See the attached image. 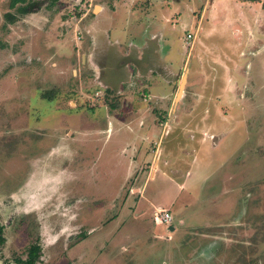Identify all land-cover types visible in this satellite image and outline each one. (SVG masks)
Segmentation results:
<instances>
[{
  "label": "rangeland",
  "instance_id": "rangeland-1",
  "mask_svg": "<svg viewBox=\"0 0 264 264\" xmlns=\"http://www.w3.org/2000/svg\"><path fill=\"white\" fill-rule=\"evenodd\" d=\"M115 1L0 0V264H264V0Z\"/></svg>",
  "mask_w": 264,
  "mask_h": 264
},
{
  "label": "crops",
  "instance_id": "crops-1",
  "mask_svg": "<svg viewBox=\"0 0 264 264\" xmlns=\"http://www.w3.org/2000/svg\"><path fill=\"white\" fill-rule=\"evenodd\" d=\"M115 2H113V4L111 5H108L106 3L99 4V13L96 14L94 19L91 21V29L88 30V32L90 31L91 34H93L92 36L94 37V39L97 37V33L99 31V33L102 34L100 37L105 40L109 50L113 49V46L115 45V40L110 35V22L108 21L113 20L114 16L115 18H117L116 16H119L117 15L115 9L117 8V6H121V0H116ZM139 5L140 4L133 3L128 6V14L122 19V21H124L126 25H130L128 37L129 40H127L129 47L128 52L129 54L134 56L135 59H137V56L141 54L144 60H157L159 62V52L157 51V53L156 50L159 44H161V46L164 45V37L160 36L158 34L159 32L157 31L146 33L145 28L143 27L140 30V27L148 19L152 21V24H155V22L157 23L160 16L157 13L150 15L147 14L145 11L143 12L139 9ZM103 21L105 22L103 23ZM106 22H108L109 24L105 25ZM138 44H140V48L138 47ZM131 64L137 65V63L135 62Z\"/></svg>",
  "mask_w": 264,
  "mask_h": 264
},
{
  "label": "trees",
  "instance_id": "trees-1",
  "mask_svg": "<svg viewBox=\"0 0 264 264\" xmlns=\"http://www.w3.org/2000/svg\"><path fill=\"white\" fill-rule=\"evenodd\" d=\"M31 1L35 0H10V7L11 8H16L19 5H25L26 3H31ZM263 9H264V3H263ZM12 16V15H9ZM5 243V237L0 230V246H3ZM42 255V246L39 244V242H35L30 245L28 253H27V258L22 259V258H17L15 259V264H36L39 262L40 258Z\"/></svg>",
  "mask_w": 264,
  "mask_h": 264
},
{
  "label": "built area",
  "instance_id": "built-area-1",
  "mask_svg": "<svg viewBox=\"0 0 264 264\" xmlns=\"http://www.w3.org/2000/svg\"><path fill=\"white\" fill-rule=\"evenodd\" d=\"M156 219H157V221H159L158 217ZM161 219H162V222L169 223V222H171L172 217H171V214L169 212H165L163 215H161Z\"/></svg>",
  "mask_w": 264,
  "mask_h": 264
}]
</instances>
